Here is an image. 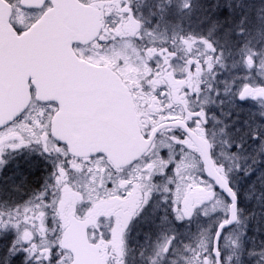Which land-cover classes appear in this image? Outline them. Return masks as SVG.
<instances>
[{"label":"snow or ice","instance_id":"snow-or-ice-1","mask_svg":"<svg viewBox=\"0 0 264 264\" xmlns=\"http://www.w3.org/2000/svg\"><path fill=\"white\" fill-rule=\"evenodd\" d=\"M80 4L98 7L101 12L98 27L87 41L92 48L111 47L109 41L144 38L131 0H107L100 4L97 0H80ZM60 7L58 0L31 4L25 0H0V9L9 13L7 24L11 34L21 43L29 38L35 25ZM183 8H191V3L186 2ZM212 12L227 14L222 19L205 17L209 23L208 37L219 29H224L226 38L246 37L248 14L241 13L236 18L232 0H214ZM260 19L264 20V16ZM233 24L234 28H225ZM74 43L80 44L81 55L88 50L83 42ZM199 43L206 45L211 55L202 52L197 47ZM215 43L178 37L172 40L171 47L157 48L155 42L151 47L142 46L147 66L152 69L150 80L161 71L172 69L175 79L184 80L185 84L174 102L167 84L153 88L147 81L142 82L145 91L161 99L163 111L154 115L152 123L139 132L141 148L122 166L109 160L106 152L89 156L76 152L58 127L57 118L67 109L65 100L63 97L41 99L38 76L31 68L21 67L15 73L20 85L27 78L30 98L19 95L10 98L8 55L0 52V165L8 162L6 149L15 151L33 142L41 145L44 153H56L60 160L54 182L46 185L34 200L0 210V227L12 225L11 230L0 234V240L8 239L4 245V264H78L76 252L67 243L61 219L63 186L77 171L87 173L88 179L94 182L102 180L101 194L122 202L120 208L99 216L88 230L87 243L98 257L97 264H127L129 230L137 221L148 219L161 203L164 214L154 225L159 239L149 264H264V239L259 241V246L256 244L257 234H264V228L254 223L255 212L245 206L248 197L241 183L252 175L256 165L264 162V122L253 126L245 120L248 130L242 136L223 141V149L216 144L214 133L208 127L210 101L207 97L201 99L205 91L201 87L203 70L212 72L215 65L224 66L221 63L224 51L215 47ZM249 44L250 41H245L240 49L245 74L234 77L224 94L231 97L229 102L237 118L245 111V103L253 101L259 105V116L264 118V45L252 49ZM181 52L185 53L183 57ZM95 55L99 57L101 53ZM177 59H183L184 63V70L179 73L174 71L173 61ZM120 63L122 66L123 61ZM216 95H220L219 90ZM35 105L39 106V112L33 115ZM251 115L256 119L255 114ZM230 127L225 125V129ZM235 131L239 133L241 129L236 127ZM197 137L201 138L203 147L194 143ZM253 146L256 152L251 163H247L248 156L240 154ZM224 149L244 163L230 166L222 159ZM84 164L86 168L81 167ZM101 171L103 174L97 175ZM91 206L89 201L87 207ZM194 218H203L204 222L198 225L194 237L187 234L185 243L179 238L177 223ZM237 232L232 244L238 252L230 250L228 243Z\"/></svg>","mask_w":264,"mask_h":264},{"label":"flooded vegetation","instance_id":"flooded-vegetation-1","mask_svg":"<svg viewBox=\"0 0 264 264\" xmlns=\"http://www.w3.org/2000/svg\"><path fill=\"white\" fill-rule=\"evenodd\" d=\"M174 1L164 0L161 6L154 0H131V6L135 10L136 18L142 24L141 35L144 37L142 40L128 38L116 42L109 41V44L112 46L104 49H95L91 45L84 43L87 45L88 50L84 51L82 55L80 54L79 43L74 44V49L80 58L93 64L111 67L121 75L132 92L142 130L146 124L152 123L154 115H158L163 111L161 99L154 95L153 92L145 91L142 82L147 81L153 88L167 84L170 90V98L174 102L179 99L181 90L185 84L184 80L175 79L172 69L161 71L155 79L150 80L149 77L151 76L152 69L147 66V58L142 51V46L151 47L152 42H155L157 48L164 46L171 47L173 39L170 37L168 41L166 38L154 37V28L157 30L170 28L185 37L191 36L193 27L197 28L198 32H200L198 41L208 39L209 42H216L215 47L224 51V57L221 61L224 66L221 67L217 64L212 72H208L205 68L203 70L204 83L201 85L205 90L201 99L207 97L210 101L208 105L209 131L210 133H214L216 144L220 145L223 149V141L230 138H239L243 135L244 131L248 130L244 125L245 120L248 121L249 125L253 126L258 122H264V118L259 116L260 108L257 102H246L244 105L245 111L240 113L239 118H237V113L229 102L231 97L224 94V89L230 87L234 77L245 74L240 55V49L244 47L245 41H250L249 47L252 49H257L264 45V25L260 23L256 24L254 16L255 0H232L237 18L239 17L238 11L242 4L247 5L249 8L246 11H242V13L247 12L249 17L248 23L245 24V28L247 29L246 37L241 38L232 35L230 38H226L224 29H219L214 35L208 37L206 30L209 27V23L205 20V17L212 15L214 19H222L224 17L223 12L213 14L212 3L214 0H189L191 8L185 10L188 15L185 18L184 24L172 28L171 25L166 26L164 23L170 22L169 15ZM106 2L107 0H97L98 4ZM156 5L158 7L154 9ZM154 22L156 26H154ZM228 27L234 28V24ZM225 28L227 27L225 26ZM146 33H151V35H146ZM162 41H167V45L162 44ZM199 49L211 55L206 45H204V49ZM97 52L101 53L99 57L95 55ZM180 55L183 57L185 53L181 52ZM121 60L123 61L122 66ZM234 63L236 67H233ZM173 64L175 72L179 73L184 70L183 59H177L173 61ZM209 85L211 88H209ZM216 90L220 91L219 96L216 95ZM221 101H223V104L220 103ZM38 112L39 106H33L32 114L36 115ZM252 113L256 115V119L252 118ZM217 121L220 123H217ZM225 125H230L231 127L225 129ZM236 127H239L241 132L237 133L235 131ZM222 129L224 131H221ZM194 143L196 144V141ZM249 143L251 144L252 142L250 141ZM255 152L256 148L253 146L249 147L247 152L240 155L241 157L247 155L249 157L247 163H251V157ZM228 155L231 154L224 149L222 159L225 161ZM5 156L6 158L8 157V162L0 165V210H8L16 205H25L27 201L34 200L40 192L44 191L46 185H51L54 182L56 164L60 163V160L57 159L54 152L44 153L41 145L33 142L15 151L6 149ZM232 160L234 163H244L242 159L237 161L235 157ZM259 164H262V167H259ZM259 164L256 169H259V171L263 169L262 171L264 172V162ZM81 167L86 168L87 165L84 164ZM256 169L251 176L247 177L248 179L245 178L241 182L250 204L254 200L256 185L253 182L258 172H256ZM102 174L101 171L97 175ZM71 175V181L66 182L63 186L61 200V219L65 231L72 224L73 218L78 220L97 219L101 215L109 214L120 208L122 202L114 197H106L101 194L102 180L94 182L88 179L87 173L79 171ZM65 179L67 180V177ZM89 201L92 202L91 208L87 207ZM153 204H156L155 200ZM163 214L164 205L161 203L159 208H156L148 219L137 221L129 230L127 264H149V258L152 257L155 245L159 239L154 225L160 222L159 218ZM202 222H204L203 218H194L192 221H185L182 224L177 223V228L180 232L179 238L187 243V234L189 233V235L194 237L198 232V225H201ZM3 228H7V230L0 231V234L11 230L12 225L7 224ZM7 243L8 239L0 240V264H4V245ZM234 251L238 252L239 249H234Z\"/></svg>","mask_w":264,"mask_h":264},{"label":"water","instance_id":"water-1","mask_svg":"<svg viewBox=\"0 0 264 264\" xmlns=\"http://www.w3.org/2000/svg\"><path fill=\"white\" fill-rule=\"evenodd\" d=\"M42 3L43 0H25ZM61 7L35 25L29 38L21 43L7 24L9 13L0 9V52H7L10 98L27 97V78L16 79L18 68H31L38 76L41 99L63 97L65 112L57 118L60 133L71 141L81 156L106 152L114 164L124 165L140 150L141 131L130 87L114 69L79 58L74 42L94 35L101 12L98 7L81 5L80 0H58ZM196 144L203 147L202 140ZM96 219L73 218L66 229L68 245L78 264H97L89 247L88 228Z\"/></svg>","mask_w":264,"mask_h":264},{"label":"rangeland","instance_id":"rangeland-1","mask_svg":"<svg viewBox=\"0 0 264 264\" xmlns=\"http://www.w3.org/2000/svg\"><path fill=\"white\" fill-rule=\"evenodd\" d=\"M155 2L159 3L161 6L163 5L164 3V0H154ZM186 2H189V0H175L174 3H173V7H171V12H170V22H165L164 24L166 26H169L171 25V27L173 28H176L178 25H181V24H184V21H185V18L187 17L188 13L184 10L183 8V5L186 3ZM255 4H256V0H255ZM255 4H254V8H255ZM259 4V8H258V14L260 15L261 17V13H262V9H261V2L260 0H258V3ZM158 5H156L154 7L157 8ZM166 11V10H165ZM172 20H173V23H172ZM160 23H162L161 21H159ZM152 23V22H151ZM154 26L155 25V22H154ZM155 31V34H154V37L156 38H166L168 41H169V38L171 37L172 39L174 38H178V37H185L183 36L182 34L176 32V31H173V29H170V28H167L165 30H157V29H153ZM199 30L197 28H194L192 29V33H191V36L193 39H198L200 38L199 37V33L198 32ZM189 37V36H188ZM197 47L201 48V49H204V45L202 43H199L197 45ZM247 156V155H246ZM231 158V159H230ZM232 158H234L232 155H228V157L225 159L226 162L229 163L230 166H234V161L232 160ZM249 158V157H248ZM260 165V164H259ZM258 165L255 166V169ZM259 167H262V164L259 166ZM263 170V169H262ZM262 170L259 171V169H256V172L257 174H261L262 173ZM7 230V228H3V227H0V231H5ZM237 236H238V232L237 233H234L232 234V238L231 240H229V248L230 250H234L235 248L233 247V244H232V241L236 240L237 239Z\"/></svg>","mask_w":264,"mask_h":264},{"label":"trees","instance_id":"trees-1","mask_svg":"<svg viewBox=\"0 0 264 264\" xmlns=\"http://www.w3.org/2000/svg\"><path fill=\"white\" fill-rule=\"evenodd\" d=\"M260 2L262 3L261 5V9H262V16H264V0H260ZM258 3V0H256V4H255V8H254V16H255V20H256V24L260 23L264 25V20L260 19V15L258 14V8L260 7ZM234 9L235 6L233 5ZM248 6L242 4L241 8L239 9L238 13L239 15L242 13V11H246L248 10ZM227 13L223 12V16H225ZM237 18V15H236ZM248 23V21H247ZM226 27L231 26V25H225ZM248 179V178H246ZM256 185V188L254 189V200L252 202V204H250V202H246L245 206L248 208V210L250 211H254L255 212V220L254 223H258L262 228H264V195H262V193H264V172L262 171L261 174H257L255 176L254 182ZM242 195H244V193H242ZM261 239H264V234H257V240H256V244L257 246H259V241Z\"/></svg>","mask_w":264,"mask_h":264}]
</instances>
